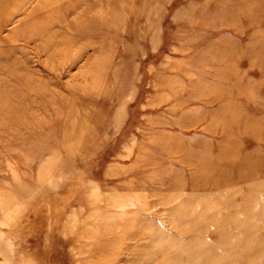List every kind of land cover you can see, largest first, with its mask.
Returning <instances> with one entry per match:
<instances>
[{
	"label": "rangeland",
	"instance_id": "1",
	"mask_svg": "<svg viewBox=\"0 0 264 264\" xmlns=\"http://www.w3.org/2000/svg\"><path fill=\"white\" fill-rule=\"evenodd\" d=\"M0 264H264V0H0Z\"/></svg>",
	"mask_w": 264,
	"mask_h": 264
}]
</instances>
